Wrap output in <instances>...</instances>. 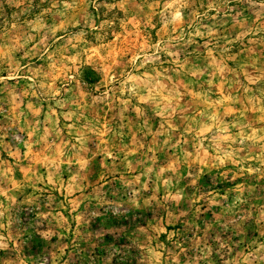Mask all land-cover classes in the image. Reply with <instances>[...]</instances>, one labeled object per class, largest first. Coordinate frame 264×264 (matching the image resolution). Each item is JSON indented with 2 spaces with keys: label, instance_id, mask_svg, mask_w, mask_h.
<instances>
[{
  "label": "rangeland",
  "instance_id": "374dc122",
  "mask_svg": "<svg viewBox=\"0 0 264 264\" xmlns=\"http://www.w3.org/2000/svg\"><path fill=\"white\" fill-rule=\"evenodd\" d=\"M0 264H264V0H0Z\"/></svg>",
  "mask_w": 264,
  "mask_h": 264
}]
</instances>
